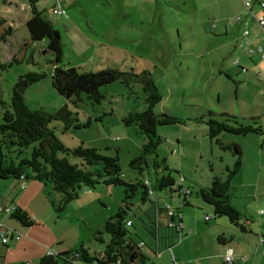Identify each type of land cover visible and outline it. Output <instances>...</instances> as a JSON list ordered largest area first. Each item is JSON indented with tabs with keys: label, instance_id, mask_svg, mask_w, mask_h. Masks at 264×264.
<instances>
[{
	"label": "rangeland",
	"instance_id": "1",
	"mask_svg": "<svg viewBox=\"0 0 264 264\" xmlns=\"http://www.w3.org/2000/svg\"><path fill=\"white\" fill-rule=\"evenodd\" d=\"M85 2L88 8L80 12V16L72 15L74 20L52 14L51 6H54V0L39 2L40 9H47L48 19L62 34L63 64L95 73L108 69L133 71L136 75L145 71L150 72L163 95V101L155 107L154 112L174 115L186 121L185 124L164 125L157 128L158 137L162 142L157 153L147 157L149 170L144 174L154 188L157 186V177L170 174L176 180L173 190L177 192L156 190L151 198L160 195L163 204H173L178 212L184 196L182 194L179 198V191L176 188L180 184V179L184 178L186 180L183 182L184 187H188L191 191L187 198L193 202L204 203L198 195V190L211 187L216 177L222 180L228 178L236 157L227 148H231L230 145L235 143L245 151L247 161L251 164L245 166L244 172L232 178L231 203L241 211L243 207L240 206L243 204L256 203V199L249 197L251 190L248 188L250 185L247 184L260 178V186H264V176H254V172H257L254 162L264 163V79L257 77L258 73L264 75L262 69L264 62H261L259 57L254 59L261 64L259 66L262 68H260L250 64L248 59H244L246 57L242 58L235 52L233 42H229L230 35L212 28V24L206 21L209 18L206 13H194L199 10L198 1V5H194V8L190 6L186 10L175 2L170 7L163 5L158 7L156 0H148L149 13L154 9L160 10L154 19L143 11V17L149 23L142 24L140 18H137L138 11L141 10L136 8L139 5L136 3L137 0ZM143 2L141 1L140 4L144 5ZM0 6H2L1 2ZM258 11L259 9L256 10ZM67 12L69 16L70 13ZM65 19L72 21L74 25L66 23ZM151 20H156L153 33V26H148L153 22ZM250 24V30L257 31L253 21ZM135 27L145 29L140 32L139 29L136 31ZM14 36V41L10 43L4 42L0 36L1 58L7 66L5 69L0 68L1 102L5 106L10 104L13 87L20 76L30 72L47 74L45 79L26 89L25 101L28 107L31 110L44 109L53 113L68 105L73 112L79 113L82 123L91 121L89 127L67 132L62 130L59 122H55L52 127H56V135L66 147L95 148L102 155L118 157L124 179L135 182L140 176L133 169L132 162L142 154V147L148 139L135 127H127L123 119L135 109L140 111L146 109L145 94L141 86L138 83L127 86L116 82L100 89L103 96L101 102L88 100L86 95H83L78 103L79 106L76 107L71 100L61 96L54 89L50 76L53 65L49 63L53 55L46 52L43 54L40 50L43 43L35 45L30 43L26 27L18 28ZM250 51L253 52L252 49ZM12 55L16 56L19 62L11 64ZM236 60L241 61L239 66L233 64ZM252 66H254L253 70ZM241 68L247 69L248 73L241 74L243 73ZM240 76L244 80L243 83ZM0 107L4 109L1 104ZM226 114L236 118L234 121L238 123L259 125L262 134L252 133L242 136L224 132L216 138H210L208 121L224 123L229 118ZM79 162L77 159H71L73 164ZM155 166L158 172L154 171ZM261 189L260 187V191ZM115 190L118 191L115 194V201L111 196L105 198L106 201L109 199L112 202L114 211L110 216L117 212V204L125 197L122 187H115ZM50 200L53 211L59 213L61 203H54L55 200L52 198ZM140 200L141 193L130 200L134 206L129 216L135 222V226L129 228L131 234H135L136 228L138 232L141 226L139 216L143 205L139 208ZM257 200L264 203V192L257 196ZM79 204L69 205L74 207ZM35 205L37 208L41 206L38 203ZM244 207L252 211L248 213V218L253 219L256 208ZM211 209L207 206V216L214 217ZM60 214H65V211H61ZM5 216L8 217L7 214ZM223 219L229 220L225 217ZM71 226L66 222H60V228L56 230H63L67 234ZM252 228H254L253 232L249 233L252 235L248 236L257 235V223H253ZM83 233L86 237L84 241L86 248L92 246L91 242L94 243L93 248L96 250L105 248V244H98L95 240L89 241L91 235L88 236L84 225ZM93 233L94 231L92 235ZM79 235V229L75 228L70 232L69 237L74 240ZM82 244L79 243L77 248L80 249Z\"/></svg>",
	"mask_w": 264,
	"mask_h": 264
},
{
	"label": "trees",
	"instance_id": "2",
	"mask_svg": "<svg viewBox=\"0 0 264 264\" xmlns=\"http://www.w3.org/2000/svg\"><path fill=\"white\" fill-rule=\"evenodd\" d=\"M30 1L33 4V16L27 23V29L32 44L43 43L40 50L53 55L49 63L53 65L50 76L54 89L78 107L83 95H86L88 100L94 99L97 103L101 102L102 87L116 82L127 84V86L138 83L145 94L146 109L142 111L135 109L124 117L123 122L127 127H135L140 134L147 137L148 142L143 145L142 154L132 162L133 169L140 176L135 182L124 179L118 157L102 155L95 148L66 147L56 135V127L53 128L52 125L59 122L62 130L67 132L89 127L91 121L82 123L79 113L73 112L68 105L53 113L44 109L31 110L25 101L26 89L48 75L30 72L20 76L14 85L9 105L5 106L0 100V104L4 107V109L0 107V181L11 179L21 182L38 181L44 185L49 196L55 194L61 196L60 210H64L70 203L77 201L83 188L96 190L100 186L122 187L125 193L122 205L106 221L104 228L94 234L93 240L105 244L103 252L91 253L89 249L82 246L76 251L46 255L39 264H60L63 261L71 262V264L78 262L80 264H148L149 258L143 251L146 242L137 235V228L135 234L129 231L130 227L135 226L133 219L129 216L134 206L130 200L141 193L140 201L150 202L159 210L157 217L148 219L149 221L142 220L139 216L145 230L151 231L153 227H156V230L164 228L167 231L168 242L173 240V243H169L172 245L181 239L183 231L180 223V209L177 212L173 205L163 204L160 195H156L154 199L151 198L156 190L176 191L173 190L176 180L170 174H163L161 178L157 177V186L154 188L144 173L149 170L147 157L156 154L162 142V139L158 137V126L185 124L186 121L174 115L154 112L155 107L163 101V95L150 72L145 71L136 75L133 71L108 69L95 73L64 65L62 34L48 19L46 9L37 10L35 4L41 0ZM56 5L58 7H54V10L59 8L62 11L60 16H64L60 1H57ZM5 23L6 20L0 19V26ZM12 34V29L9 27L1 39L5 41ZM14 62L19 60L14 57L10 63ZM6 67L0 53V68ZM74 98H76L75 101ZM226 115L229 118L224 123L208 121L210 138H216L224 132L242 136L252 133L262 134V128L259 125L238 123L234 121L236 118ZM230 146L231 148L227 149L233 152L236 162L229 170L228 178L226 180L214 178L211 187L200 188L198 195L214 213V217L207 216L206 221L225 217L241 231L250 232L249 225L246 223L247 218L231 203L232 178L242 169L243 154L239 145L233 143ZM71 159H77L80 162L73 164ZM156 169L155 166L154 171ZM26 188L24 185L21 190ZM177 188L179 193L183 192L184 205L188 206L187 197L191 194L190 189L183 187L181 183ZM6 214L22 226L31 227L35 224V220L17 205L11 206V211L8 213L5 211L0 213V218L2 219ZM160 219L165 221L163 227ZM0 230H2V237L8 238L7 242H3L2 237L0 238V242L5 246L17 237L16 233L8 230L1 221ZM105 235L108 240L104 239ZM136 237L139 241H136Z\"/></svg>",
	"mask_w": 264,
	"mask_h": 264
},
{
	"label": "crops",
	"instance_id": "3",
	"mask_svg": "<svg viewBox=\"0 0 264 264\" xmlns=\"http://www.w3.org/2000/svg\"><path fill=\"white\" fill-rule=\"evenodd\" d=\"M60 1L61 7L64 11L66 18L74 20L72 15L80 16V12L85 11L87 0H54V6H51L52 14L54 7L57 8L56 2ZM141 1H144V5H141ZM153 1V0H152ZM156 0V5L170 7L172 3H178L183 6L184 9H189L190 6L194 8L199 4V10L194 13H206L212 28L219 30L225 35H230L229 42H233L232 46L235 47L237 52L242 58L248 59L250 64L260 67L258 61L254 59L259 57L261 62H264V39L262 34L263 28L260 27L257 19L264 18V8L261 4L264 0H252L251 11L246 8L245 3L251 0ZM198 1V4H197ZM2 6H0V19L6 20V23L0 26V36H2L7 28H11L13 34L7 37L4 42H13L15 36L14 33L18 28L26 27L28 38L30 43L32 42L27 29V23L33 16V4L30 0H0ZM39 2H36V8L42 11L39 7ZM136 8H141L138 11L137 18H140L141 24L147 22L143 17V11H146L148 17L154 19L157 12L160 10H153L152 13L148 12L150 9L148 0H137ZM191 3V4H190ZM56 5V6H55ZM189 5V7H186ZM195 5V6H194ZM68 9V10H67ZM259 9L258 12L256 10ZM47 11V9H46ZM69 11L70 15H67ZM67 12V13H66ZM247 12V13H246ZM259 16H257V14ZM204 15V14H203ZM250 15V16H249ZM257 26V31L252 32V21ZM149 25H152V33L155 31L154 24L156 20H151ZM66 23L74 25L70 20L65 19ZM90 22V21H89ZM149 23V22H147ZM253 27L255 28V26ZM142 32L145 28H136ZM237 37V38H235ZM28 45V44H27ZM27 45L25 47H27ZM236 45V46H234ZM21 46V44H19ZM22 48V47H21ZM249 48V49H247ZM250 49L253 50L250 51ZM261 49V51H260ZM45 52H43L44 54ZM17 55V54H14ZM12 55L11 59L14 56ZM257 55V56H256ZM259 60V59H258ZM11 61V60H10ZM234 65L239 66L240 60L233 62ZM254 66L251 67L253 70ZM262 68V67H260ZM241 74L248 73V70L241 68ZM264 69V67L262 68ZM258 78H263V73L257 74ZM241 78V76H240ZM242 79V78H241ZM251 79V76H249ZM244 80L242 79V83ZM238 145V144H237ZM243 154V165L241 171H245V166L251 164L248 162V157L245 155V151L241 148ZM257 172H254V176H264V163L258 164ZM237 174V175H238ZM182 180V183H181ZM184 178L180 179L181 185L184 187ZM261 179L257 178L255 182L248 183L250 185V198L256 199V203H245L243 210L238 207L236 209L243 214L247 219L246 223L249 225L250 232H253V223H257V235L249 234L250 232H243L231 222L225 221L220 218L216 221H206L207 204L200 201H194L187 198L188 206L184 205V201L180 203V218L182 227V236L178 242L173 245V240L166 239L167 231L164 228L157 229L151 228V231L144 229L143 222L138 228L137 235L146 242V246L143 248L145 256L149 258L148 264H229L226 263V256L232 254L234 261L231 264H264V241L261 242L260 238L264 239V203H260L257 200V196L264 192L263 187L260 186ZM26 185L25 190H21V187ZM260 187L262 188L260 191ZM188 188V187H187ZM178 189V188H177ZM115 187H98L96 190L84 188L81 190L80 198L72 203H80L79 205H68L65 207V214L54 212L50 205V198L54 199V203H59L61 196L55 194L49 196L43 184L38 181L30 180L28 182H21L19 180L11 179L7 181H0V206L11 207L17 205L22 210L26 211L34 220L35 224L31 227L22 226L20 223L11 220L9 217L3 216L0 221L8 230L16 233L17 237L11 240V242L5 246L0 242V264H39L41 259L48 255L49 251H53L55 255L63 254L78 250L79 243H83L82 246L86 248L84 241L86 239L83 233V225L86 227V233L91 235L89 241H94V234L98 230H102L106 221L111 217L113 208L112 202L106 196L116 197ZM183 192L180 191L179 198ZM199 197V196H198ZM121 198V197H120ZM258 202V203H257ZM36 203L40 204L39 208L36 207ZM122 205V201L117 204V208ZM143 210L140 218L145 221L155 219L158 215V209L155 205H151L148 202L140 201L139 208ZM173 205V204H172ZM244 206H253L255 209V217L248 218V213H252L251 210ZM76 208V210H74ZM177 209L176 207H174ZM106 210V211H105ZM212 210V209H211ZM108 216V218H107ZM149 219V220H148ZM132 221V220H131ZM141 221V220H140ZM60 222H66L72 225L69 232L65 234L63 230H56L60 228ZM135 225V222L133 220ZM160 223L163 227L165 221L160 219ZM159 224V223H158ZM256 226V225H255ZM78 228L80 235L78 238L72 240L70 232ZM94 231L93 235L92 232ZM76 234L75 231H73ZM73 235V234H72ZM71 235V237H72ZM104 236V239H106ZM70 238L69 241L67 239ZM108 240V237L107 239ZM136 241H139L136 237ZM98 244L100 242H97ZM168 244L170 246H168ZM91 247L87 248L91 253L94 251H100L104 249H94V243H90ZM81 246V247H82ZM95 253V252H94ZM97 253V252H96ZM63 264H71V262L63 261ZM74 264V263H72ZM77 264H80L79 262Z\"/></svg>",
	"mask_w": 264,
	"mask_h": 264
},
{
	"label": "built area",
	"instance_id": "4",
	"mask_svg": "<svg viewBox=\"0 0 264 264\" xmlns=\"http://www.w3.org/2000/svg\"><path fill=\"white\" fill-rule=\"evenodd\" d=\"M246 5V8L249 9L251 11V7H252V0L251 1H248L245 3ZM262 8H264V2L261 4ZM53 12L57 15H60L62 13V11L58 8V9H55L53 10ZM257 22L259 23L260 27L263 28L264 26V18H259L257 19ZM262 37L264 39V32L262 34ZM261 51V49H260ZM181 183H182V180H181ZM3 211H5V213H8L11 211V207H3V206H0V213H2ZM171 214V213H170ZM129 225H131V222H129ZM2 237V230H0V238ZM7 237H2V241L3 242H7ZM261 242H263L264 240L263 239H260ZM48 255H55V253L53 251H49L48 252ZM234 261V257L232 254H229L226 256V263H233Z\"/></svg>",
	"mask_w": 264,
	"mask_h": 264
}]
</instances>
